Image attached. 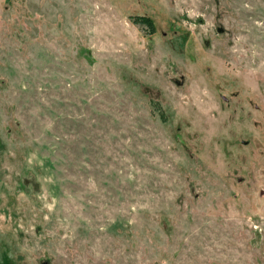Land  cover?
<instances>
[{
	"label": "rangeland",
	"instance_id": "374dc122",
	"mask_svg": "<svg viewBox=\"0 0 264 264\" xmlns=\"http://www.w3.org/2000/svg\"><path fill=\"white\" fill-rule=\"evenodd\" d=\"M0 264H264V0H0Z\"/></svg>",
	"mask_w": 264,
	"mask_h": 264
},
{
	"label": "trees",
	"instance_id": "16d2710c",
	"mask_svg": "<svg viewBox=\"0 0 264 264\" xmlns=\"http://www.w3.org/2000/svg\"><path fill=\"white\" fill-rule=\"evenodd\" d=\"M136 19L139 20V22L144 23L146 26L153 27V22L150 16L148 15H137L135 16Z\"/></svg>",
	"mask_w": 264,
	"mask_h": 264
}]
</instances>
